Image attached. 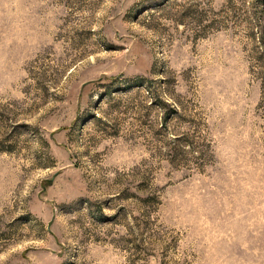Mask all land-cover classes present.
<instances>
[{
	"label": "rangeland",
	"instance_id": "rangeland-1",
	"mask_svg": "<svg viewBox=\"0 0 264 264\" xmlns=\"http://www.w3.org/2000/svg\"><path fill=\"white\" fill-rule=\"evenodd\" d=\"M0 264H264V0H0Z\"/></svg>",
	"mask_w": 264,
	"mask_h": 264
}]
</instances>
